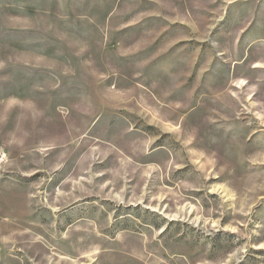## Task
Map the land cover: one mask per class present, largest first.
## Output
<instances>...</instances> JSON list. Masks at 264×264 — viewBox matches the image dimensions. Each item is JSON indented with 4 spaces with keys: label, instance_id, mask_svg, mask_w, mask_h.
Segmentation results:
<instances>
[{
    "label": "rangeland",
    "instance_id": "rangeland-1",
    "mask_svg": "<svg viewBox=\"0 0 264 264\" xmlns=\"http://www.w3.org/2000/svg\"><path fill=\"white\" fill-rule=\"evenodd\" d=\"M0 264H264V0H0Z\"/></svg>",
    "mask_w": 264,
    "mask_h": 264
},
{
    "label": "crops",
    "instance_id": "crops-1",
    "mask_svg": "<svg viewBox=\"0 0 264 264\" xmlns=\"http://www.w3.org/2000/svg\"><path fill=\"white\" fill-rule=\"evenodd\" d=\"M6 143L7 141H5V138H4L3 126L2 124H0V144L3 146ZM1 217L2 216L0 215V234H3L4 227L1 225V223L3 222L4 219Z\"/></svg>",
    "mask_w": 264,
    "mask_h": 264
}]
</instances>
